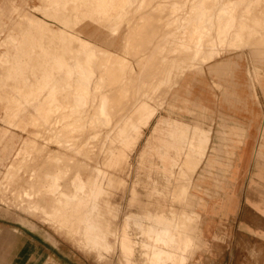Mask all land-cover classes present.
I'll return each instance as SVG.
<instances>
[{
  "label": "rangeland",
  "instance_id": "obj_1",
  "mask_svg": "<svg viewBox=\"0 0 264 264\" xmlns=\"http://www.w3.org/2000/svg\"><path fill=\"white\" fill-rule=\"evenodd\" d=\"M199 1L0 0V264H25L13 242L27 245L24 252L28 253L30 228L52 237L59 249L53 255L37 246L32 256L40 258L41 264H64L61 258L73 264H185L186 254L192 256L197 250L194 246L190 252L189 237L182 242L180 234L189 232L186 224L196 222L190 194L197 170L190 176L185 167L187 159L196 164L200 158L196 141L189 136L192 125L177 119L159 123L173 142L165 143L154 136L165 134L150 133L146 114L137 112L133 117L141 136L131 146L135 139L130 136L115 139V121L120 107L125 106L122 112L127 113L157 86L156 97L149 100L158 110L151 124L162 115L186 119L205 113L190 95L191 85L184 88L180 83L187 74L206 79L199 85L220 91L225 101L218 103L228 106V112L246 111L243 103L254 101L264 113V23L257 27L263 33L250 39L254 44L233 42L229 34L211 61L199 58L192 63ZM227 1L205 2L208 11L219 13ZM234 9L242 17L251 15L246 20L253 24V16L264 12V0L236 2ZM78 38L97 45L92 56L86 58L78 51ZM181 40L192 48L182 47ZM75 61H86V69L92 72L87 92L76 89L78 70H84ZM242 70L244 91L228 92L236 72ZM102 91H107L111 122L116 118L110 127L84 122L93 118ZM52 101L53 111L48 113ZM12 110L17 114L6 118ZM75 120L84 125L68 130L67 123ZM51 126L60 143L49 138ZM96 131L102 133L95 137ZM168 144L174 145L175 155L160 152ZM67 155L72 156L69 165ZM56 170L59 176L54 180ZM93 170H100L101 186L96 188L87 182ZM199 173L213 181L211 195L219 191L220 170ZM78 174L80 181L87 182L84 188L78 187ZM195 230L190 234L194 236ZM126 238L127 249L121 243ZM29 247L33 249L32 244ZM252 252L249 257H256Z\"/></svg>",
  "mask_w": 264,
  "mask_h": 264
},
{
  "label": "crops",
  "instance_id": "obj_2",
  "mask_svg": "<svg viewBox=\"0 0 264 264\" xmlns=\"http://www.w3.org/2000/svg\"><path fill=\"white\" fill-rule=\"evenodd\" d=\"M180 44L182 47L185 46L184 48H192L190 43L182 40ZM262 52L258 48L257 53ZM193 54L194 50L191 55L192 63ZM243 79L244 71H237L236 80H233L231 87L228 86L226 90L241 94L245 89ZM205 80L187 74L180 83L184 88L191 85L189 92L193 100L210 113L206 111L194 118L186 119L162 115L151 124V121L156 118L158 111L156 109V113L148 120V126L146 125L150 126V133L153 132L152 130H157L165 134L162 137L154 134L155 137L163 139L165 143H173L170 132L158 124L172 119L187 122L192 125L189 136L196 141L195 146L199 148V161L195 164L187 159L185 163L188 164L185 167L189 170L190 176L197 170L191 182L195 190L190 194L195 203L192 213L196 216V222L185 225L189 232L180 233L182 242L186 235L189 237L187 243L190 252L194 246L197 250L192 256L189 253L186 254L185 264H264V113L261 112V104L245 101L244 98H238L236 101H245L243 106L246 107V111L228 112V106L218 103L225 101L222 93L213 87L208 89L204 86ZM207 81L211 83L210 79ZM199 82L204 84L199 85ZM157 104L155 103L156 107ZM143 138L142 143L145 141ZM164 148L165 150L160 152L175 155L173 144L165 145ZM207 170L221 171L220 188L213 195L210 194L213 181L203 178V174L199 173V171ZM194 228L197 230L193 236L190 231ZM27 233L30 237L29 241L26 239L28 253L24 252L27 245L20 247V241L18 242L20 246L17 242H13V249L20 260L24 259L23 263H42L40 258L32 256V251L34 252L38 247L52 251L53 255L59 250L54 245L52 237L42 234L41 231H33L30 228ZM173 234L177 233L174 231ZM31 244L33 249L29 247ZM247 245L255 252L256 257H249L250 250ZM61 259L65 261L64 264H73L70 260Z\"/></svg>",
  "mask_w": 264,
  "mask_h": 264
},
{
  "label": "bare ground",
  "instance_id": "obj_3",
  "mask_svg": "<svg viewBox=\"0 0 264 264\" xmlns=\"http://www.w3.org/2000/svg\"><path fill=\"white\" fill-rule=\"evenodd\" d=\"M55 1V0H54ZM72 1V0H71ZM134 1V0H133ZM206 0H200L199 3L197 6H196V13L198 15V19H197V22L195 24V31L197 32V40L195 41L194 43V54H193V57H192V60L193 62L198 60L199 58L203 61V62H208L210 61V59L215 56V55H218L219 54V51H220V47H218L219 44H222L225 40L228 39V35H232V38L234 39L233 42L237 41V40H241L242 43L245 45L247 43H252L254 44V41H251L250 39H252L253 35L254 34H260V33H263L262 30H258L257 27L261 24L264 23V12H261L260 15H257V16H253L255 17L254 19V22L253 24H250L249 22H247V18L251 17V15H248L246 17H242L243 15H239L238 13H236L235 9H234V6L236 5V2L237 3H242L243 0H228L227 2L224 3V5L222 7H218L219 10H221V12L219 13H211L210 11L208 10H211L209 7H207V2H205ZM217 3V2H216ZM132 4V3H131ZM217 5V4H216ZM215 5V6H216ZM38 8V7H37ZM216 8V7H215ZM214 8V9H215ZM246 9V12L248 11V8H245ZM175 10H176V7H175ZM138 11V10H137ZM123 12V11H122ZM216 12V11H215ZM128 13V12H127ZM126 13V15H127ZM125 14V13H124ZM152 14V13H151ZM171 14V13H170ZM124 16V15H123ZM123 19V18H122ZM202 21H206V24L204 26H201L200 25V22ZM123 23V22H122ZM120 25V24H119ZM150 25V24H149ZM142 26V25H141ZM144 27V26H142ZM140 28V26H139ZM136 29V27L134 28ZM141 29V28H140ZM144 29V28H142ZM152 29V28H150ZM138 30V29H137ZM145 30V29H144ZM156 30V29H155ZM164 30V29H163ZM214 32L211 37L208 39V40H204V37L206 35V33L209 31ZM214 30V31H213ZM146 31V30H145ZM154 31V30H153ZM159 31V30H158ZM137 33L139 32L136 31ZM142 32V31H141ZM150 33V31H148ZM132 34H134L133 32H131ZM140 33V32H139ZM144 33V32H142ZM148 33V34H149ZM153 33V32H152ZM154 34V33H153ZM157 34V33H156ZM193 34V33H191ZM195 34V33H194ZM193 34V35H194ZM141 35V34H140ZM146 35V34H145ZM144 35V36H145ZM150 35V34H149ZM143 36V35H142ZM162 37V36H161ZM194 36L191 35V38H193ZM126 38V36H125ZM153 38V36L151 37ZM124 39V38H123ZM159 39V38H158ZM157 39V40H158ZM135 40V39H134ZM133 40V41H134ZM139 40V39H138ZM170 40V39H169ZM191 40V39H190ZM164 41V40H163ZM78 42V45H79V48H78V51L80 52H83V56H85L86 58L87 57H90L94 54V52L96 51L97 49V45L95 46V44L89 42V41H86L84 39H81V38H78L77 40ZM103 42V41H102ZM136 42V41H135ZM147 42V41H146ZM144 42V43H146ZM149 42V41H148ZM139 43V42H138ZM143 43V44H144ZM157 43V42H156ZM163 43V42H162ZM126 44V41L123 43L122 46H124ZM132 44V43H131ZM134 44V43H133ZM141 44V43H140ZM142 44V45H143ZM158 44V43H157ZM164 44V43H163ZM166 44V43H165ZM155 45V44H154ZM130 46V45H129ZM138 46V45H136ZM258 46V45H257ZM133 47V46H132ZM141 47V46H140ZM185 47V46H184ZM189 47V46H188ZM260 47V46H259ZM125 48H126V45H125ZM134 48V47H133ZM154 48V47H153ZM123 49V47H122ZM138 49V48H137ZM143 49V47H142ZM147 49V48H146ZM103 50V49H102ZM155 50V49H154ZM153 51V50H152ZM136 52V51H135ZM139 52V51H138ZM137 52V54H138ZM122 53V52H121ZM209 54V56H207V54ZM206 54V55H205ZM145 56V55H144ZM135 58V57H134ZM98 59V58H97ZM131 59V58H130ZM94 61V60H93ZM92 61V62H93ZM114 61V60H113ZM120 60H118L117 58H115V62L118 63ZM147 61V60H146ZM88 62V61H87ZM98 62V61H97ZM105 62V61H104ZM86 61H83V62H78V61H75V65L78 67V68H81L83 69L84 71H79L78 70V73H77V79H76V82L79 83L80 85H77V88L78 90H83L85 92L88 91L89 87H90V81H91V78H90V74L92 73L91 71L87 70L86 69ZM114 64V63H113ZM127 64V63H126ZM17 65V64H16ZM94 65V64H93ZM104 65V64H103ZM125 65V64H124ZM98 67V65H97ZM107 69V67H106ZM109 69V68H108ZM137 69V68H136ZM138 70V69H137ZM17 71V70H16ZM109 71V70H108ZM130 71V70H129ZM132 71V70H131ZM111 72V71H110ZM134 72V71H133ZM88 73V74H87ZM100 73V72H99ZM108 73V72H107ZM133 74V73H132ZM117 75V74H116ZM131 75V74H130ZM140 75V74H139ZM133 76V75H132ZM131 76V77H132ZM142 76V75H141ZM115 77V76H114ZM135 77V75H134ZM98 78V77H97ZM117 78V77H116ZM95 80V79H94ZM120 81V80H119ZM106 82V81H105ZM109 82V81H108ZM93 83V82H92ZM95 84V83H94ZM98 85V84H97ZM101 85V84H100ZM115 85V84H114ZM93 86V85H92ZM109 86V85H108ZM93 88H95V86H93ZM102 89V88H101ZM106 89V88H105ZM157 89H158V86L155 88V92H153L151 94L150 97H148L146 94V96L144 95V97H140L139 101L140 103L137 104L135 103V106H130L128 107V111L127 113L124 111L122 112L124 109H126V107H122L121 109V105L119 106L120 109H118V112L121 110V112H119L118 114L120 115L119 119L116 122L115 126H116V135H115V139H121L123 137H128L130 136L131 137V140L132 139H135L133 141V143L131 144V146L133 144H136L139 140H140V136H141V130H140V124L137 123V120L133 117L134 114H136L137 112H139L140 114H146V118L147 120H149L155 113H156V108L153 106V105H150V101L151 99H153L154 97H156V92H157ZM154 90V89H153ZM93 92V91H92ZM100 92V91H99ZM90 96H93V95H90ZM100 101L99 103L95 106V110L94 111L95 113L91 116H93V118H90L84 122H89L91 124V126H95V124L97 122H102V124L104 125V127H110V125L112 124V122L116 119H114L112 122V117L110 115V113L108 112V108H107V91H102L100 93ZM110 96V95H109ZM94 99V98H93ZM138 99V98H137ZM55 101H52V104L50 106H48V108L46 109L48 111V113L52 112L53 111V103ZM133 102V101H132ZM155 102V101H154ZM87 104V101H84V105ZM137 104V105H136ZM92 107L94 106V104H91ZM76 106H73V108H71V113L69 114V117L74 113V111H76ZM72 107V106H71ZM113 108V107H112ZM117 108V107H116ZM69 109V107H68ZM90 109V108H89ZM87 111V110H86ZM116 112V111H115ZM13 114H17V112H15L14 110L12 111H9L6 115V118L10 117V116H13ZM116 116V115H115ZM118 117V116H117ZM138 119V118H137ZM62 120V119H61ZM64 121V120H62ZM84 122H80L79 120H75V121H69L67 123V129L70 130L72 129V126L75 125V124H83L84 125ZM95 123V124H93ZM88 124V123H87ZM101 124V123H100ZM14 125V123L12 124ZM79 126V125H78ZM86 127V126H85ZM113 127V126H112ZM100 128V127H99ZM102 128V127H101ZM47 129V128H46ZM106 129V128H105ZM102 130V129H101ZM108 130V129H107ZM47 131V130H45ZM49 131H51L49 133V138L52 140V142H55V143H60L61 141L57 139V135L54 134L56 133L55 129L51 128L49 129ZM99 131V130H98ZM111 131V130H110ZM133 131V132H132ZM77 132V131H76ZM82 132H85V131H82ZM105 131H103L104 133ZM102 133V132H100ZM100 133L96 131V133H94V136H99ZM107 133V132H106ZM109 133V132H108ZM103 135V134H102ZM70 137V136H68ZM89 137V136H88ZM110 137V136H108ZM110 139V138H109ZM72 140L69 139L67 140L68 144L66 145H71V142ZM105 141V140H104ZM109 141V140H108ZM65 142V140H64ZM90 143V142H89ZM107 143V142H106ZM88 144V142H87ZM81 153V152H80ZM88 154V153H87ZM86 154V155H87ZM68 156V155H67ZM66 156V157H67ZM67 160L69 161L68 162V165L71 164L72 162V156H68ZM96 169V168H95ZM67 170H69L67 168ZM94 171V170H93ZM92 171V173H93ZM100 170H97V173H96V170L94 171V174L93 176L87 181L88 183H90L92 185V187L96 188L98 186H101V183H99V179L100 178V172H98ZM59 176L58 174V170H56V172H54L52 174V177L53 179H57ZM77 179L79 180V185L78 187L79 188H84L86 185H87V182L85 181H80V175L78 174L77 175ZM72 187V186H71ZM70 189V188H69ZM66 191V190H65ZM69 191V190H68ZM65 194V193H64ZM124 236V235H123ZM123 239V238H122ZM121 239V240H122ZM128 238H126L124 241H121V243L124 244L125 248L127 249L128 246H129V243H128ZM122 244V245H123ZM246 248V247H245ZM247 248H248V245H247ZM249 250L251 249V247L248 248ZM251 251V250H250ZM254 252V251H253ZM252 252V253H253ZM254 254V253H253ZM255 257V256H254Z\"/></svg>",
  "mask_w": 264,
  "mask_h": 264
}]
</instances>
